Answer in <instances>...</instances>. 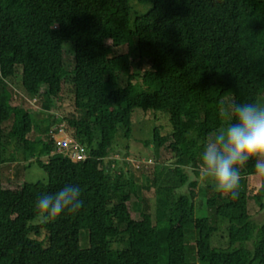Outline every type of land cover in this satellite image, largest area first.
I'll use <instances>...</instances> for the list:
<instances>
[{
	"label": "trees",
	"instance_id": "1",
	"mask_svg": "<svg viewBox=\"0 0 264 264\" xmlns=\"http://www.w3.org/2000/svg\"><path fill=\"white\" fill-rule=\"evenodd\" d=\"M136 1L149 7L131 17L129 0H0V165L9 160V146L18 150V144L30 157L37 151L35 161L48 178L10 188L0 183V264H264V216L256 223L247 209L245 176L256 173L254 161L241 168L235 198L205 185L210 217L197 213V182L188 183L185 173L222 124L225 98L264 96V0ZM69 42L74 66L66 70L63 44ZM122 45L147 61L139 81L129 71L128 53L114 54ZM15 76L37 101L69 95L73 111L52 122L45 114L38 126L32 113L10 103L7 81ZM135 107L168 116L169 136L154 127L145 144L157 149L171 138L177 162L160 173L178 180L158 185L144 177L140 187L154 185L155 193L136 204L140 219L131 216L138 184L124 171L110 173L105 162L118 129L130 135ZM56 121L86 146V159L51 153L49 131ZM38 129L43 133L36 141L28 137ZM65 184L80 187L81 209L32 221L38 217L35 200ZM185 184L187 192L177 197ZM254 192L264 208V176ZM219 221L225 222L224 245L214 241ZM81 229L88 231L87 247L80 245ZM188 232L196 233L193 258Z\"/></svg>",
	"mask_w": 264,
	"mask_h": 264
},
{
	"label": "rangeland",
	"instance_id": "2",
	"mask_svg": "<svg viewBox=\"0 0 264 264\" xmlns=\"http://www.w3.org/2000/svg\"><path fill=\"white\" fill-rule=\"evenodd\" d=\"M129 4L131 7V17H133L135 13L140 14L145 12L149 7V4H140L136 0H129ZM123 53H128L130 60L129 71L135 74L136 80L139 81L140 74L148 67L147 61L139 57V53L136 49H131L127 45H122L114 49V54ZM63 64L66 70H71L74 66V46L70 42L63 44ZM70 78L71 75H68L66 81H69ZM7 91L10 93L11 105H17L27 109L33 114L38 126L41 125L40 120L45 117V114H49V120L52 122V117L64 115L73 111L70 96L66 94L59 102H57L55 98H49V100L39 98L36 103H31L30 101L32 96L24 90L18 76L8 79ZM230 100V97L225 98L222 101V105L226 104ZM260 100H264V96H259L258 101ZM44 105H47L48 109ZM55 106H58L59 109L55 108ZM9 125L10 120L6 121L3 126L8 129ZM159 126L160 133L169 136L171 126L167 115L135 107L131 113L130 135L128 137H124V128H119L113 142V145H115L105 158V162L108 165L107 169L110 173H113L114 171H124L131 179L134 180L135 183L138 184L139 188L137 190V194L131 195V216L135 219H140L141 217V209L136 206V204L140 202L141 198L154 196L155 193V187L152 183L150 184L153 185V187L150 189H143L140 187V184L144 181L145 176L148 177V180H156L158 185H160V182L171 185L178 184L176 176L169 179L166 178L169 176L160 173V167L163 168V166H165V169L173 168L177 162L174 154L168 147V143L171 141V138L168 137V141L162 147H157V149L153 143H150L148 146L145 144V141L152 140L154 127ZM41 130L38 129L37 131L30 132L28 137L36 141L41 136V133H43ZM15 146L18 150H15L13 144H11L6 151V156L9 157V160L0 165V183L2 186L10 188L21 186L24 183H35L37 181L46 183L48 180L47 175L35 161L36 158L40 156L37 151L32 157H30V154L25 153L22 147L18 144ZM40 158L43 162H46L47 160L45 156H41ZM185 173L190 176L191 170H189V168H185ZM245 180L248 194V213L254 222L260 223L264 216V209H260L258 203L255 202L254 190L261 183V175H247L245 176ZM205 185V183H197V186L195 187V191L197 192L195 199L197 213L200 216L210 217L212 210L208 209L202 195ZM185 192H187V187ZM151 212L152 214L154 213L153 203H151ZM37 220L40 219L37 217L32 221ZM224 225L225 222L219 221V225L217 227L218 231L214 236V241H216L218 245H224L225 243L223 238ZM79 236L81 247H87L88 231L81 229ZM195 238L196 233L194 232H188L186 234V241L189 247L187 251L192 258L194 256L191 245L194 243ZM246 245L248 248H251V242H248ZM190 256L189 260L191 258Z\"/></svg>",
	"mask_w": 264,
	"mask_h": 264
},
{
	"label": "clouds",
	"instance_id": "3",
	"mask_svg": "<svg viewBox=\"0 0 264 264\" xmlns=\"http://www.w3.org/2000/svg\"><path fill=\"white\" fill-rule=\"evenodd\" d=\"M34 97V96H32ZM222 124L201 144L198 163L189 164L188 183H205L224 196L235 198L240 187L241 168L254 161V170L264 176V100L237 102L221 106ZM187 184L177 187L184 195ZM78 185L65 184L53 193L40 195L34 210L41 222L61 214H76L83 205Z\"/></svg>",
	"mask_w": 264,
	"mask_h": 264
},
{
	"label": "built area",
	"instance_id": "4",
	"mask_svg": "<svg viewBox=\"0 0 264 264\" xmlns=\"http://www.w3.org/2000/svg\"><path fill=\"white\" fill-rule=\"evenodd\" d=\"M30 102L36 103L37 98L32 97ZM49 136L54 145V150L51 153H67L73 161L84 160L89 156L86 146L73 140L67 134L64 121H56L49 131Z\"/></svg>",
	"mask_w": 264,
	"mask_h": 264
},
{
	"label": "crops",
	"instance_id": "5",
	"mask_svg": "<svg viewBox=\"0 0 264 264\" xmlns=\"http://www.w3.org/2000/svg\"><path fill=\"white\" fill-rule=\"evenodd\" d=\"M255 174H257V173H255ZM255 174H252V175H255ZM259 185H260V184H259ZM258 205H259V204H258ZM259 207H260V206H259ZM260 209H264V208H261V207H260ZM263 212H264V210H263Z\"/></svg>",
	"mask_w": 264,
	"mask_h": 264
}]
</instances>
